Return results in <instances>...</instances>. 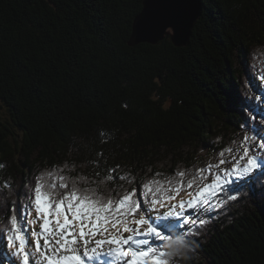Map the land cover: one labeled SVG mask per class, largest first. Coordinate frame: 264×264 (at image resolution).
Returning a JSON list of instances; mask_svg holds the SVG:
<instances>
[{
	"label": "trees",
	"instance_id": "obj_1",
	"mask_svg": "<svg viewBox=\"0 0 264 264\" xmlns=\"http://www.w3.org/2000/svg\"><path fill=\"white\" fill-rule=\"evenodd\" d=\"M142 1L0 0L9 115L0 119V205L23 201L37 175L66 162L75 168L65 175L119 165L117 176L130 172L142 185L216 163L242 125L264 129L255 100L264 96V0H200L180 48L169 38L133 42ZM237 184L218 197L237 199L209 209L197 235L180 230L188 249L178 264H264V176Z\"/></svg>",
	"mask_w": 264,
	"mask_h": 264
},
{
	"label": "snow or ice",
	"instance_id": "obj_2",
	"mask_svg": "<svg viewBox=\"0 0 264 264\" xmlns=\"http://www.w3.org/2000/svg\"><path fill=\"white\" fill-rule=\"evenodd\" d=\"M136 28L141 38H159L166 28L173 39L181 34L178 15L165 13L138 17ZM255 100L264 113V96ZM241 127L245 134L223 147L216 163L180 169L163 180L155 173L142 185L130 172L117 176L119 165L103 176L65 175L75 168L67 162L40 173L23 201L0 205V264H178L188 249L180 230L197 235L210 222V216L203 218L209 209L237 199L235 194L219 199L221 193H232L237 182L247 183L257 173L264 176V129ZM92 163L100 167L99 161ZM2 187L12 185L4 181Z\"/></svg>",
	"mask_w": 264,
	"mask_h": 264
},
{
	"label": "water",
	"instance_id": "obj_3",
	"mask_svg": "<svg viewBox=\"0 0 264 264\" xmlns=\"http://www.w3.org/2000/svg\"><path fill=\"white\" fill-rule=\"evenodd\" d=\"M201 9L200 0H143L142 9L133 21L131 38L135 44H148L151 46H155L164 39L169 38L174 47H184L190 39L191 30L201 14ZM161 13L178 15L181 28L180 37L173 39L172 29L166 28L164 30L165 34L159 38L155 36L141 38L137 33V18L143 15Z\"/></svg>",
	"mask_w": 264,
	"mask_h": 264
},
{
	"label": "rangeland",
	"instance_id": "obj_4",
	"mask_svg": "<svg viewBox=\"0 0 264 264\" xmlns=\"http://www.w3.org/2000/svg\"><path fill=\"white\" fill-rule=\"evenodd\" d=\"M0 119H2L3 121L9 122V115H8L7 109L5 106H3L1 102H0ZM263 128H264V123H263ZM180 196L187 199V195H185L184 193H180Z\"/></svg>",
	"mask_w": 264,
	"mask_h": 264
}]
</instances>
